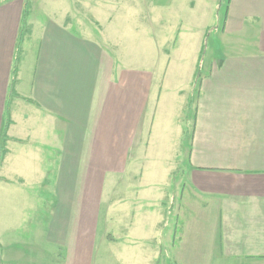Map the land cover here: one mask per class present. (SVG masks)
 <instances>
[{"label": "crops", "instance_id": "1", "mask_svg": "<svg viewBox=\"0 0 264 264\" xmlns=\"http://www.w3.org/2000/svg\"><path fill=\"white\" fill-rule=\"evenodd\" d=\"M223 1L60 0L26 25L25 0L0 1V264L33 246L54 264H264V0H225L230 51L190 131L145 52L198 32L195 60ZM140 149L149 173L123 175Z\"/></svg>", "mask_w": 264, "mask_h": 264}, {"label": "rangeland", "instance_id": "2", "mask_svg": "<svg viewBox=\"0 0 264 264\" xmlns=\"http://www.w3.org/2000/svg\"><path fill=\"white\" fill-rule=\"evenodd\" d=\"M0 1H3V0H0ZM25 1L28 6L26 8V13L24 16V25H26V21L27 20L29 21V19L32 18L33 16L37 17L40 20V22L44 20V22L46 23H47V20H50L51 18L55 19L56 16H59V10H54L53 7L55 5H58V2L60 3V0H25ZM52 1H57V2L50 3ZM225 2L226 1L224 0L223 1L224 5L222 6L221 9L218 10L217 15L213 17L212 23L208 24L209 26L208 32L205 36V39H202L201 50L200 52H197L195 60H194L195 49H196L197 41L198 39H200V33L198 32H195L191 38L189 37L186 40L184 38L178 39V42L176 45L178 48V51L174 53H172L173 52L172 50L173 41H169L168 38L165 40H162V39L155 40L153 42L149 41L148 44H147V41H145V52L146 53L149 52V50L153 48L155 44H156V48L158 49L155 53V57H152L154 60V64L157 63L155 67V71L153 72V75L155 76V84H156L153 87V95L155 94L156 89L157 91L160 89V84L162 88L167 89V92H165V90L163 89V92L165 93L163 99H171V101L169 100L170 102L168 101L170 103V110H172V107L178 110L175 117L177 116L179 117V121H178L180 122L179 124L183 127V129L184 127H186L188 131H190L192 127V122H193V117H194V112H195L194 106L196 103L197 91H198L199 77L205 73L206 68L209 67V65H211V63L213 62L212 60L217 61V59H219L220 56H223V54L225 55L226 52L230 51V46H228L226 38L222 37L223 16L226 11ZM49 3L51 4L50 7H49ZM205 19L206 18L204 17V20ZM199 20H202V19L200 18ZM208 20H209L208 22H211L210 18ZM193 24L192 26L194 30H196L195 29L196 26L199 28V26L201 25L197 23H193ZM163 29L165 30L164 27ZM166 32H169L168 28ZM141 42H143V40H141ZM168 51H170L172 54V56L169 57L170 61H168L167 57L165 56V54H167ZM158 52L160 54L159 59L157 57ZM191 64H192V68L196 69V72H194L195 73V81H194L195 83L191 81L192 75H193V73L190 71ZM160 70L162 71L160 72ZM163 73L164 75H166L165 81L163 80L164 75H163V78H160ZM159 78H160V83L158 87L157 84H158ZM180 87L182 88L183 91L181 90ZM172 88H176L178 89V91H182L183 92L182 96L178 97V96H175V94H172V92H170ZM151 103H152V99H151ZM186 104H188V106H186ZM173 120L177 121L178 119L173 118ZM158 122L159 121H156V125H157V127H155V129H157L156 131L161 130V128L158 126ZM154 145L155 144L151 143V148H154ZM3 146L1 145V147ZM146 150H148V148ZM149 153H152V152L150 151ZM5 154L3 153V156H5ZM142 155L143 153L141 149L138 150L137 152L129 153L130 162H131V159L136 158V157H141ZM179 156H181V154H179ZM35 163H36V166H38V164L43 166L41 161L39 162L35 161ZM147 164H149L148 161L143 162V163L141 161L140 166L138 165L134 166L132 165V162H131V165L127 166V169L123 175H139V174L147 175L150 170L149 167L146 166ZM179 169L180 168L178 166V170ZM35 188L36 186H34V189ZM36 193L40 194L39 196L43 195L41 194L42 193L41 188L38 186H37ZM102 206H104V203H102ZM101 214H102V211L101 212L99 211V216L103 215L102 217L104 218V214L102 215ZM48 249H47V252H50L51 245L48 247ZM42 250H46V247L33 246L27 250L25 248L19 247V251L21 252L20 253L21 256L19 258L20 259L23 258V260L17 264H50L51 262L48 261L49 259L46 258L48 263H45L44 260H41V258H38L39 256H42L39 254V251L42 252ZM32 255H35L38 258V259L35 258L34 262L33 261L31 262L30 258H27V257H32ZM23 256H26V257H23ZM51 264H54V263H51Z\"/></svg>", "mask_w": 264, "mask_h": 264}, {"label": "trees", "instance_id": "3", "mask_svg": "<svg viewBox=\"0 0 264 264\" xmlns=\"http://www.w3.org/2000/svg\"><path fill=\"white\" fill-rule=\"evenodd\" d=\"M16 72V69L14 68V73ZM5 128H6V126H5ZM2 152H1V154H0V156L2 157L3 156V153L5 154L6 153V149H5V147L3 146L2 147V150H1Z\"/></svg>", "mask_w": 264, "mask_h": 264}]
</instances>
